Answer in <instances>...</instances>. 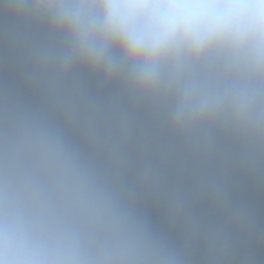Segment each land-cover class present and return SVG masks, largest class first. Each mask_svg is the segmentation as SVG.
<instances>
[{
  "label": "clouds",
  "instance_id": "1",
  "mask_svg": "<svg viewBox=\"0 0 264 264\" xmlns=\"http://www.w3.org/2000/svg\"><path fill=\"white\" fill-rule=\"evenodd\" d=\"M249 187L264 0H0V264H264Z\"/></svg>",
  "mask_w": 264,
  "mask_h": 264
},
{
  "label": "trees",
  "instance_id": "2",
  "mask_svg": "<svg viewBox=\"0 0 264 264\" xmlns=\"http://www.w3.org/2000/svg\"><path fill=\"white\" fill-rule=\"evenodd\" d=\"M250 188H251V187H250ZM252 191H255V190H254L253 188H251V191H250L249 188H248V189L245 190V193H243V195H244L246 198L254 199V195L252 194ZM156 211H157L158 213H160L158 209H157V210H154V209H153L152 212H153V216H154V218H155Z\"/></svg>",
  "mask_w": 264,
  "mask_h": 264
},
{
  "label": "rangeland",
  "instance_id": "3",
  "mask_svg": "<svg viewBox=\"0 0 264 264\" xmlns=\"http://www.w3.org/2000/svg\"><path fill=\"white\" fill-rule=\"evenodd\" d=\"M249 190L251 191V188L249 187ZM245 193V192H244ZM252 194L254 195V199H264V198H258L257 197V195H256V193H255V191H252ZM154 210H157V209H154ZM159 215H160V213H158L157 211H156V214H155V218H159Z\"/></svg>",
  "mask_w": 264,
  "mask_h": 264
}]
</instances>
